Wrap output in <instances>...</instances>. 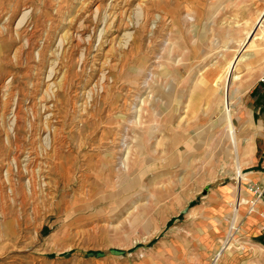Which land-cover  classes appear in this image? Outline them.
<instances>
[{
	"label": "rangeland",
	"instance_id": "obj_1",
	"mask_svg": "<svg viewBox=\"0 0 264 264\" xmlns=\"http://www.w3.org/2000/svg\"><path fill=\"white\" fill-rule=\"evenodd\" d=\"M263 11L0 0V264H264Z\"/></svg>",
	"mask_w": 264,
	"mask_h": 264
},
{
	"label": "crops",
	"instance_id": "obj_2",
	"mask_svg": "<svg viewBox=\"0 0 264 264\" xmlns=\"http://www.w3.org/2000/svg\"><path fill=\"white\" fill-rule=\"evenodd\" d=\"M259 146L260 147H257V145L255 146L253 152V160H252L253 163L256 164L257 168H253L245 173L247 174L245 184L247 186L259 184L264 189V135L261 138ZM259 200H260L261 212L264 213V191H263V195L260 197Z\"/></svg>",
	"mask_w": 264,
	"mask_h": 264
},
{
	"label": "bare ground",
	"instance_id": "obj_3",
	"mask_svg": "<svg viewBox=\"0 0 264 264\" xmlns=\"http://www.w3.org/2000/svg\"><path fill=\"white\" fill-rule=\"evenodd\" d=\"M264 12V11H263ZM264 16V15H263ZM261 20V19H260ZM261 23H263V22H261ZM256 26V25H255ZM254 26V27H255ZM258 26H256V28H257ZM250 33V32H249ZM248 38H250V40H252V39H254V38H256V30H253L248 36H247V38L246 39H248ZM246 39H244V41H243V44H247V42H250V41H248V40H246ZM243 50V49H242ZM239 56V55H238ZM240 58V57H239ZM237 59H238V57H237ZM237 61V60H236ZM236 61H234V62H232L231 63V66H230V64H229V66H230V68L227 70V74H226V79H227V81H230V80H232V78H236L237 77V74H234V69H235V64H237L238 62H236ZM236 62V63H235ZM224 79V78H223ZM230 83H232L231 81H230ZM227 106H228V104H227ZM228 108V107H227ZM229 119V118H228ZM228 128H229V130H230V135L232 136V137H235V132H234V126L231 124V121H230V119L228 120ZM121 165H122V163H121ZM122 167H123V165H122ZM126 167V166H125ZM240 173H241V171L239 170V169H237V171H236V174H237V176H240ZM239 178V177H238ZM236 205V204H235ZM237 206V205H236ZM242 206V205H241ZM237 211H238V208H237ZM235 212H236V210H235Z\"/></svg>",
	"mask_w": 264,
	"mask_h": 264
},
{
	"label": "built area",
	"instance_id": "obj_4",
	"mask_svg": "<svg viewBox=\"0 0 264 264\" xmlns=\"http://www.w3.org/2000/svg\"><path fill=\"white\" fill-rule=\"evenodd\" d=\"M255 190H257V188Z\"/></svg>",
	"mask_w": 264,
	"mask_h": 264
}]
</instances>
